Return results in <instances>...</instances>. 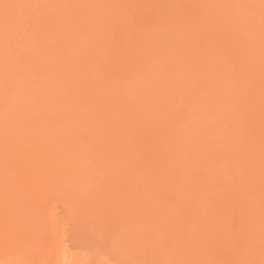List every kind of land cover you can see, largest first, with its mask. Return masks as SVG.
<instances>
[{
	"label": "rangeland",
	"instance_id": "obj_1",
	"mask_svg": "<svg viewBox=\"0 0 264 264\" xmlns=\"http://www.w3.org/2000/svg\"><path fill=\"white\" fill-rule=\"evenodd\" d=\"M0 264H264V0H0Z\"/></svg>",
	"mask_w": 264,
	"mask_h": 264
},
{
	"label": "bare ground",
	"instance_id": "obj_2",
	"mask_svg": "<svg viewBox=\"0 0 264 264\" xmlns=\"http://www.w3.org/2000/svg\"><path fill=\"white\" fill-rule=\"evenodd\" d=\"M239 1V0H238ZM60 253V252H59ZM59 256V255H58ZM59 259V258H58Z\"/></svg>",
	"mask_w": 264,
	"mask_h": 264
}]
</instances>
